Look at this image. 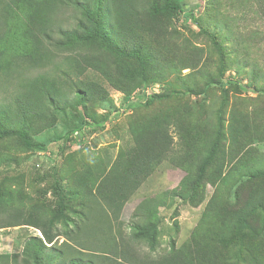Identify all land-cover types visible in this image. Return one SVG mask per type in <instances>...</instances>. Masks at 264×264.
Wrapping results in <instances>:
<instances>
[{
	"label": "rangeland",
	"instance_id": "1",
	"mask_svg": "<svg viewBox=\"0 0 264 264\" xmlns=\"http://www.w3.org/2000/svg\"><path fill=\"white\" fill-rule=\"evenodd\" d=\"M152 1L136 0L135 34L127 37L150 57L146 85L128 94L99 80L106 98L57 112L56 121L51 114L35 121L31 134L45 151H27L16 137L0 142V191L8 205L47 218L65 208L51 243L38 228L0 226V255L11 256L0 264H34L26 252L32 238L43 243L44 264H158L179 250L191 264H264V0H184V12L161 25L144 15ZM50 12L73 29L82 9L56 5ZM36 33L40 53L0 60V103H12L22 81L45 73L71 91L81 77L68 57L115 60L81 45L53 49ZM218 47L225 79L243 89L221 83ZM152 94L174 95L147 105ZM82 120L84 129L66 141ZM157 124L172 150L123 206L111 207L96 184L125 169L136 133ZM142 203L158 229L155 249L135 237ZM244 208L243 222L231 221Z\"/></svg>",
	"mask_w": 264,
	"mask_h": 264
},
{
	"label": "trees",
	"instance_id": "2",
	"mask_svg": "<svg viewBox=\"0 0 264 264\" xmlns=\"http://www.w3.org/2000/svg\"><path fill=\"white\" fill-rule=\"evenodd\" d=\"M85 1L82 3L81 0H0V60L6 61L9 57L32 58L40 53L41 44L36 32L38 36L48 40L49 46L56 50L65 52L76 45H81L84 49L90 50L89 54L97 51L115 58L109 61L102 58L98 60V56L93 55H85L82 60L68 57V60L70 59L68 66L81 77L79 85H75V88L69 92L64 84L47 73L32 80L22 81L12 103H0V142L16 137L27 151H45L46 144L38 142L31 134V124L35 121L50 118V114L56 121L57 112L65 113L67 108L86 107L88 103H94L93 100L97 97L106 98L108 92L100 91L99 80L128 94L148 83L150 57L143 47L131 45L127 40L130 34H135L133 25L137 23L139 15L136 0ZM183 1H152L149 7L145 8L144 15L147 20L150 19L161 25L162 18L184 12ZM56 5L58 8L67 5V8L82 9L81 16L77 19V26L68 29L58 21H53L50 10ZM194 20L198 24V21ZM218 50L222 55L221 83L243 89L237 82L225 79L223 52L220 47ZM57 68L56 70L62 69L61 66ZM2 69L0 64V70ZM93 77L99 79H95L94 82ZM260 93L264 95V91ZM173 95L152 94L147 100V105L168 99ZM86 125L83 120L76 124L67 133L65 140L82 131ZM134 140L132 152L124 161L125 169L112 170L96 184L95 193L113 208L124 205L153 168L170 153L173 145L172 138L162 124L139 130ZM204 172L205 169L202 174ZM187 182L189 183L186 181L184 187H187ZM6 197L7 194L0 191V212L5 215V219L2 218L0 221V226L5 224L6 227H14L19 224L35 227L42 231L46 241L53 242L54 227L64 217L63 204L59 206L58 213L53 218H47L36 209H22L8 205L12 201H7ZM144 208L145 204L142 203L135 212L136 217L139 218L135 237L137 240L148 242L151 248L155 249L158 244V229L151 222L152 215L143 213ZM246 212L244 208L237 216H233L231 221L241 224ZM226 220L225 222L230 221ZM41 248H43L41 239L29 240L26 252L34 264H44L41 261ZM0 257L9 259L11 256L0 255ZM159 261L158 264L192 263L183 250ZM81 262L75 260L71 264H82Z\"/></svg>",
	"mask_w": 264,
	"mask_h": 264
}]
</instances>
